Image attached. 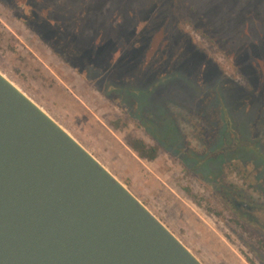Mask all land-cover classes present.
Segmentation results:
<instances>
[{
    "label": "rangeland",
    "instance_id": "rangeland-1",
    "mask_svg": "<svg viewBox=\"0 0 264 264\" xmlns=\"http://www.w3.org/2000/svg\"><path fill=\"white\" fill-rule=\"evenodd\" d=\"M0 72L203 264H264V0H0Z\"/></svg>",
    "mask_w": 264,
    "mask_h": 264
},
{
    "label": "water",
    "instance_id": "water-1",
    "mask_svg": "<svg viewBox=\"0 0 264 264\" xmlns=\"http://www.w3.org/2000/svg\"><path fill=\"white\" fill-rule=\"evenodd\" d=\"M0 264H203L0 72Z\"/></svg>",
    "mask_w": 264,
    "mask_h": 264
},
{
    "label": "trees",
    "instance_id": "trees-1",
    "mask_svg": "<svg viewBox=\"0 0 264 264\" xmlns=\"http://www.w3.org/2000/svg\"><path fill=\"white\" fill-rule=\"evenodd\" d=\"M52 48L55 50L54 46H52ZM113 125L116 126V123H113ZM126 142L143 159L154 160L158 156V146L149 144L145 142L142 138L133 135H128L126 137Z\"/></svg>",
    "mask_w": 264,
    "mask_h": 264
},
{
    "label": "flooded vegetation",
    "instance_id": "flooded-vegetation-1",
    "mask_svg": "<svg viewBox=\"0 0 264 264\" xmlns=\"http://www.w3.org/2000/svg\"><path fill=\"white\" fill-rule=\"evenodd\" d=\"M223 190H224L223 194H227L229 189H226V187H225ZM231 202L236 207V209L238 210L237 212L239 214L248 218V220H247L248 223L252 222L251 224L257 233H260L259 231H262V230L264 232V224L262 222H260L259 220H255V221L253 220V216H254L253 214L256 210V208L254 206L250 205L249 202L240 201L237 198H235L234 200H231ZM263 242H264V240H262L261 243H263Z\"/></svg>",
    "mask_w": 264,
    "mask_h": 264
},
{
    "label": "bare ground",
    "instance_id": "bare-ground-1",
    "mask_svg": "<svg viewBox=\"0 0 264 264\" xmlns=\"http://www.w3.org/2000/svg\"><path fill=\"white\" fill-rule=\"evenodd\" d=\"M48 114V113H47ZM49 115V114H48Z\"/></svg>",
    "mask_w": 264,
    "mask_h": 264
}]
</instances>
